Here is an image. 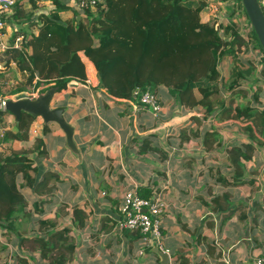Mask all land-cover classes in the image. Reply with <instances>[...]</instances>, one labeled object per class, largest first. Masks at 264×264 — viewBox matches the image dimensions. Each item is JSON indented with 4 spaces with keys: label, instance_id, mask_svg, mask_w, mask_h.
<instances>
[{
    "label": "trees",
    "instance_id": "trees-1",
    "mask_svg": "<svg viewBox=\"0 0 264 264\" xmlns=\"http://www.w3.org/2000/svg\"><path fill=\"white\" fill-rule=\"evenodd\" d=\"M77 1L16 0L14 12L7 17L22 28L14 29L9 43L0 46V97L39 93L52 85L57 86L56 92L62 91L70 79H86V58L94 67L96 87L114 97L135 100L137 89L149 88L160 100L158 94L163 89L181 107L200 106L206 118L225 114L248 122L251 140H241L228 149V161L234 165L231 183L247 181L241 178L244 160L252 158L254 143H264V101L260 100L264 52L242 1L217 0L224 8L220 18L211 17L209 0H95L83 7ZM259 2L264 11L262 0ZM20 30L23 36L16 45ZM226 56L231 57L232 65L224 77L220 63ZM11 64L18 67L21 77L6 87L3 78ZM2 112L0 108V122ZM31 117L22 113L14 127L5 129L1 140L28 137ZM190 119L191 123L180 129V140L198 137L203 131L202 141L209 151L217 138L216 129L206 124L200 128L196 114ZM132 141L140 155L164 152L148 135L141 139L134 136ZM36 174L27 153L0 152V242L4 248L19 239L21 249L12 254L11 264H66L76 256L72 228L84 227L87 214L74 204L72 226L60 222L67 210L48 218L33 216L21 187L29 185L36 192L49 194L56 180L53 172L39 181ZM135 189L143 197L155 192L147 183ZM41 204L38 199L33 202L35 212H45ZM65 206L63 203L62 208ZM20 218L35 222L29 232L19 230ZM133 233L132 241L141 239L139 232ZM0 264L9 263L0 259Z\"/></svg>",
    "mask_w": 264,
    "mask_h": 264
},
{
    "label": "crops",
    "instance_id": "crops-1",
    "mask_svg": "<svg viewBox=\"0 0 264 264\" xmlns=\"http://www.w3.org/2000/svg\"><path fill=\"white\" fill-rule=\"evenodd\" d=\"M262 2L264 5V0ZM17 27L21 25L7 17L4 31L0 29L1 47L9 43ZM22 36L20 30L16 45L20 44ZM221 62L222 65L227 63L224 58ZM85 63L87 71L94 69L88 59ZM230 63L226 73L221 70L222 76L229 75L232 60ZM20 77L18 67L11 64L3 78L4 86L8 87ZM96 84L94 70L84 80L70 79L67 94L62 90L54 95L52 105L63 106L64 116L65 111L68 116L66 120L74 126L73 139L78 153L66 145V139L65 144L59 142L56 151H49L48 138L58 124L48 122L47 131L43 132L44 121L40 117L29 118L28 137L8 142L0 136V152L21 149L28 154L37 169V181L49 172L55 174L49 194L36 193L29 185L21 187L33 216L40 214L48 218L55 212L62 215L67 210L64 223L72 226V206L77 203L86 212L85 226L73 227L71 231L77 249L69 264H128L135 256V264H160L153 244H144L141 239L132 241L130 235L134 231L114 230L124 192L144 183L161 194L167 203L161 221L162 237L157 245L168 254L165 264H250L253 255L264 251V143H254L252 158L244 160L241 177L246 178L244 183H231L234 165L228 161V149L232 145L251 140L250 130L246 128L248 122L225 117V114L222 118L214 114L206 118L202 110L197 112L179 106L163 89L158 94L161 102L158 115L142 108L132 115L130 99L119 100ZM60 92H64V96ZM16 96L4 97L15 99L27 94ZM260 100L264 101V90ZM192 114L201 119L200 128L206 124L217 131L209 151L202 141L203 131L200 136L183 141L178 136L182 126L191 123ZM11 115L3 109L0 132L4 133L18 122L13 121ZM186 132L189 133L188 127ZM146 135L164 152L138 154L132 138L141 139ZM94 170L108 176L106 190L98 187L101 182ZM37 199L46 200L39 205L45 209L44 213L34 211L33 202ZM63 203L66 206L62 208ZM23 220H19V230L29 232L35 222ZM16 240L19 244V239ZM140 247L143 253H139ZM93 248L99 249L100 256H94ZM85 249L90 251L84 260L80 251L85 252Z\"/></svg>",
    "mask_w": 264,
    "mask_h": 264
},
{
    "label": "built area",
    "instance_id": "built-area-1",
    "mask_svg": "<svg viewBox=\"0 0 264 264\" xmlns=\"http://www.w3.org/2000/svg\"><path fill=\"white\" fill-rule=\"evenodd\" d=\"M16 0H0V29L6 24L4 16H9L14 12V4ZM95 0H78L77 5L83 7L87 4H93ZM208 9L212 17L220 18L224 10L221 3L217 0H209ZM244 22V15H241ZM240 16V17H241ZM15 28V26L13 25ZM249 26L244 25V29H248ZM18 38V37H17ZM135 100H131L130 113L133 115L140 107H145L152 112L153 115H158L161 110V102L158 99L157 94L151 91L149 88L137 89L135 92ZM6 97H0V108L5 110ZM119 100H125L124 98H118ZM139 101L140 105L138 104ZM3 132H0L2 136ZM167 203L161 194L153 192L149 197L140 196L135 187L127 189L123 196L122 202L116 215L114 223L115 231H137L141 236V241L144 244H156L160 245L162 237V218L166 213ZM139 253H143L142 249ZM250 264H264V251L260 254L253 255L251 257Z\"/></svg>",
    "mask_w": 264,
    "mask_h": 264
},
{
    "label": "water",
    "instance_id": "water-1",
    "mask_svg": "<svg viewBox=\"0 0 264 264\" xmlns=\"http://www.w3.org/2000/svg\"><path fill=\"white\" fill-rule=\"evenodd\" d=\"M241 1L264 52V11L260 2L259 0ZM56 91L57 86L52 85L39 92L37 96H21L15 99L6 98L4 107L14 115L16 121H19L22 112H26L33 117H41L46 123L56 122L65 134L66 145L72 151L78 153L79 149L73 139L74 126L65 119L63 106L52 105ZM153 250L157 253L160 264H165L168 254L156 244H153Z\"/></svg>",
    "mask_w": 264,
    "mask_h": 264
},
{
    "label": "rangeland",
    "instance_id": "rangeland-1",
    "mask_svg": "<svg viewBox=\"0 0 264 264\" xmlns=\"http://www.w3.org/2000/svg\"><path fill=\"white\" fill-rule=\"evenodd\" d=\"M43 1V0H42ZM212 17V16H211ZM5 18L7 19V16H5ZM239 18H241V19H243V17L241 16V17H239ZM224 59H225V61L227 62L226 64H223L222 65V62L220 63V67H221V70H222V72L223 73H226L227 71H228V66H229V64H231L230 62H231V57L230 56H226V57H224ZM84 60L87 62V59L86 58H84ZM89 63L91 64V62L89 61ZM0 67H2L1 65H0ZM94 71V69H89L87 72L89 73V74H92V72ZM7 75V74H6ZM6 88V87H5ZM67 89L68 88H65V89H63V91L65 90L66 91V94L68 93L67 92ZM64 91V92H65ZM64 92L62 93V92H60V94L61 95H63L64 96ZM22 94H27V96H29V97H32V96H37V92L35 91L34 93H31L30 91H25V92H23ZM213 103H216V100L214 99V101H213ZM192 110H194V111H197V112H199L200 110H202V108L200 107V106H195L194 108H192ZM63 115H64V113H63ZM65 116L68 118V116H67V112L65 111ZM64 116V117H65ZM11 118H12V120L14 121L15 120V118H14V116L13 115H11ZM41 118V117H40ZM66 119V118H65ZM15 122H16V120H15ZM61 130V128L58 126V125H56V128H55V130H54V132L49 136V138H48V144H47V147H48V150L49 151H53V150H57V146H58V144H59V142L61 141V142H63L64 144H65V138H64V134H63V131H60ZM262 139V138H261ZM11 139H8V142L10 141ZM255 142H257L256 140H254ZM34 142H36L37 143V141H34ZM258 143V142H257ZM20 143H18V142H16V145H19ZM34 144V143H33ZM39 146V145H38ZM24 147H26L25 145H24ZM26 149H27V147H26ZM28 150H29V148H28ZM6 151L8 152V153H10V150L9 149H6ZM14 151H17V152H22L21 151V149H15ZM7 152H3L4 154H7ZM182 154V153H181ZM60 172H61V169H58ZM77 170H79V168L77 167ZM63 176H64V174H62ZM94 175H95V177L99 180V182H101V183H99L98 184V187H103V188H100V190H106L105 189V185L108 183L106 180L107 179H109L108 178V176L106 175V174H100L99 173V170L97 171V170H94ZM66 179L68 180V177L66 176ZM97 187V188H98ZM37 193V192H36ZM223 198V197H222ZM46 200H44L43 202H41L42 204L45 202ZM59 205V204H58ZM251 205H252V203H251ZM63 214V213H62ZM62 219V222L64 223V222H67V217H66V215L63 217V218H61ZM73 235V237L75 236L74 234H72ZM264 240V239H263ZM77 241H78V238H77ZM75 242V241H74ZM76 243V242H75ZM2 243L0 242V259H1V261H3V262H8L9 264H11V261L13 260V255L12 254H14V252L16 253L17 251H20V246H19V244L17 243V240H15L14 242H11V243H8L7 245H6V247H2ZM80 246H83V245H80ZM83 250H81L80 251V253H83V255L85 256V258H84V260L88 257V255H89V251H90V249L89 250H87V249H85L84 251L85 252H82ZM92 253L94 254V256H100V251H99V249H96V248H93V250H92ZM130 258V257H129ZM134 258H137V256H135V257H133V258H130L131 259V262H129L128 264H135L134 263ZM14 261H16V260H14ZM66 264H69V262L68 263H66Z\"/></svg>",
    "mask_w": 264,
    "mask_h": 264
}]
</instances>
